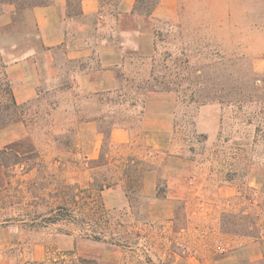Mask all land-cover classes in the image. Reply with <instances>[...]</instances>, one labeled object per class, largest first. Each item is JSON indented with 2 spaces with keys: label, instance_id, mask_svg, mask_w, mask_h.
Wrapping results in <instances>:
<instances>
[{
  "label": "rangeland",
  "instance_id": "rangeland-1",
  "mask_svg": "<svg viewBox=\"0 0 264 264\" xmlns=\"http://www.w3.org/2000/svg\"><path fill=\"white\" fill-rule=\"evenodd\" d=\"M119 25L151 32L142 69L92 101L44 85L18 104L7 69L42 38L34 9L0 5V264H264V0ZM153 64L167 92L143 84Z\"/></svg>",
  "mask_w": 264,
  "mask_h": 264
},
{
  "label": "crops",
  "instance_id": "crops-1",
  "mask_svg": "<svg viewBox=\"0 0 264 264\" xmlns=\"http://www.w3.org/2000/svg\"><path fill=\"white\" fill-rule=\"evenodd\" d=\"M136 1L122 0L114 13H107L101 0H52L49 5L34 8L42 52L24 57L7 69L15 101H30L37 97L38 87L44 85H66L70 87L66 91L86 92L84 99L92 101L112 91L128 72L142 69L152 55L151 32L141 27L123 31L119 25L126 17H133L140 25L149 19L132 15ZM72 2H76L75 6ZM181 3L182 0H162L152 18L176 19ZM118 37L126 38L132 53L126 52ZM256 69L264 74V58L257 60ZM95 117L84 121L83 126L96 128ZM129 140L126 130L112 129L113 144ZM97 152L94 149L92 158L97 157Z\"/></svg>",
  "mask_w": 264,
  "mask_h": 264
},
{
  "label": "trees",
  "instance_id": "trees-1",
  "mask_svg": "<svg viewBox=\"0 0 264 264\" xmlns=\"http://www.w3.org/2000/svg\"><path fill=\"white\" fill-rule=\"evenodd\" d=\"M121 1L122 0H101L103 6L105 2L113 3L115 9L118 8ZM161 1L162 0H137L132 15L145 18H152L154 11L161 3ZM51 2L52 0H0V5L12 4L18 10H23L27 8L34 9L36 7L46 6L51 4ZM152 60H154L153 57ZM155 72L156 66L153 64V66L151 67V74L153 78L146 79L145 82L143 81V84L149 85V87H147L149 92H167L168 88L165 84H163V82L159 81V79L155 77ZM14 104L17 105L15 101ZM101 133L106 137L110 135L107 134L105 131H101Z\"/></svg>",
  "mask_w": 264,
  "mask_h": 264
}]
</instances>
